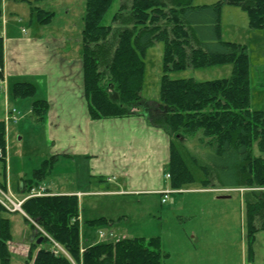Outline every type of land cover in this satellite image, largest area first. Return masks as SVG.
I'll use <instances>...</instances> for the list:
<instances>
[{"label": "trees", "instance_id": "16d2710c", "mask_svg": "<svg viewBox=\"0 0 264 264\" xmlns=\"http://www.w3.org/2000/svg\"><path fill=\"white\" fill-rule=\"evenodd\" d=\"M115 0H86L82 30L84 90L91 119L134 114L135 106H147L150 122L171 137L200 135L203 151L194 162L205 171L204 187L264 188V110L251 107L250 57L246 45L221 38L220 11L224 3L239 5L248 15L251 29H264V0H221L194 5L193 0H132L122 3L112 23L104 19ZM2 0H0V13ZM39 23H49L54 12L34 7ZM164 43L160 102H144L147 50ZM0 38V65L4 59ZM233 65L230 77L197 81L171 78L169 72L214 65ZM3 73L0 72V77ZM16 97H33L32 82H16ZM49 108L45 99L32 109L40 120ZM5 124L0 121V148L5 147ZM257 146L260 154L254 153ZM60 155L42 162L34 172V184L24 180L23 194L38 188L50 174ZM170 186L181 189L194 181L184 157L171 141L168 163ZM0 182V189L4 190ZM247 241L252 254L255 234L264 230V189L245 193ZM80 204L77 195L47 194L22 203L25 220L35 237L28 260L33 264H164L167 256L160 237H125L82 246ZM0 203V264H10L8 241L13 238L11 220L3 216ZM45 231L46 236L33 222ZM92 226L115 221L99 217L84 222ZM43 237L41 243L38 239ZM59 243L68 253L56 254L45 241ZM83 248V251H82Z\"/></svg>", "mask_w": 264, "mask_h": 264}, {"label": "rangeland", "instance_id": "374dc122", "mask_svg": "<svg viewBox=\"0 0 264 264\" xmlns=\"http://www.w3.org/2000/svg\"><path fill=\"white\" fill-rule=\"evenodd\" d=\"M4 1L6 2L5 16L7 15L8 23L15 31H19L23 27L29 33H34L37 24L36 17L30 16L31 7L29 3L32 2V5L37 6L39 4L45 10L55 13L52 23L42 26L43 33L48 36L57 34L65 37L67 35L72 38L70 42H74V38L79 36L82 47L86 0ZM131 1L115 0L104 19V23L111 24L113 15L119 10L122 3L130 4ZM218 1L221 0H193V4L206 5ZM220 14L221 38L226 41L241 43L247 47L250 57L251 107L252 109L264 110V29H251L248 26L247 13L239 5L226 2L222 5ZM20 18L23 22L18 20ZM31 18L33 22H31ZM1 20H3V15L0 14V24ZM70 42L69 44H71ZM163 52L164 43L156 42L147 50L144 57L146 62L145 82L142 91L144 102L154 104L161 101L160 84L163 74ZM232 69L231 63L202 68L190 67L184 70L170 71L169 76L173 79L194 78L197 81H204L230 77ZM146 108L145 104L135 106L133 108L134 114L146 113ZM147 114L152 116V111ZM29 118L17 122V125L21 126L25 122L27 129H25L23 139L19 138L21 133L18 131L11 135L12 152L15 148H20L21 145H24V149H26V158H20L17 159L16 163L14 162L15 172L18 173L22 169L28 173L25 175L28 177L32 168L39 164L43 157L47 159L56 153L63 157L55 166L54 173L48 176L44 183L60 185L65 188H78V190L85 192L79 202L82 217V242L84 244H91L95 241H117L125 237L149 238L158 236L161 239L162 249L167 254L164 258V264H251L245 254L248 245L244 198L246 191L264 188L239 187L230 192H222L218 189L220 183L215 182L217 187L201 189L204 187L203 180L206 178V174L192 158V156L199 157L203 151L200 135L171 137L192 172L194 181L185 184L182 187L183 190L169 194L167 202H163V195L156 193L126 192L119 195H97V192L104 189L100 188L102 184L98 180L90 181L87 161L80 156L75 157V162L71 158L73 155L71 144L75 142L76 150H84L83 140L77 138L74 141L63 130H59V133L53 135L51 134L52 130L47 126L38 125L37 128H32V121ZM254 153L260 154L257 146H254ZM67 155H71V157L69 158ZM15 156L17 157V153ZM2 169L3 162L0 160V181L3 180ZM16 173H14L15 179L17 178ZM107 186L105 188L107 190L113 188L111 184ZM46 191L48 193L47 189ZM199 195H229L231 198H221L215 206H212L209 204L210 201L199 199ZM175 198L176 200L180 198L183 202L179 206H174ZM7 203L13 211L15 205L10 202ZM12 211L5 210L2 215L8 217ZM15 211H23L22 204L21 209ZM10 216L12 231L17 241L11 239L7 245L9 250L16 249L19 251L24 249L21 241L26 243V233H30L32 230L19 216L12 214ZM102 216L114 220L115 223L95 226L84 223L87 220ZM33 222L36 224L35 221ZM36 226L41 229L37 224ZM101 231L105 235L103 238L99 237ZM110 232L113 233L112 236H110ZM28 245L29 247L26 246L27 260L31 244ZM41 246L50 247L51 244L49 241H45ZM55 253L68 255L65 249ZM242 253H244V257ZM30 262L32 260L24 262V258L12 252L10 264H30Z\"/></svg>", "mask_w": 264, "mask_h": 264}, {"label": "crops", "instance_id": "0c3cea01", "mask_svg": "<svg viewBox=\"0 0 264 264\" xmlns=\"http://www.w3.org/2000/svg\"><path fill=\"white\" fill-rule=\"evenodd\" d=\"M29 4L31 7L30 16L36 17L34 12L36 5H32V2ZM1 9L0 14L3 15V20H1L0 32L4 43V59L3 76L0 77V121L5 124L6 142L0 155V160L3 162L1 172L3 180L0 182L5 186L4 190L0 189V198L3 200L6 196L23 198L24 180H27L29 184H34V172L46 160L43 157L37 164L38 166L32 168L28 177H25L28 173L22 169L18 173L15 172L14 162L16 163L17 159L26 158V149H24V145H21L20 148H15L12 152L11 135L18 131L21 133L19 138L23 139L25 129H27L25 122L22 126L17 125V122L29 117L32 121V128H37L38 125L47 126L52 130L51 134L53 135L59 133V130H63L74 141L77 138L83 140L85 149L76 150L75 142H73L70 146L73 148V155L72 157L67 155V157H71L73 162H75V157L79 156L87 161L90 181L98 180L102 184L100 188L104 189L97 192V195H119L126 192L163 195L161 191L173 189L170 186V177L167 176L172 138L166 130L154 126L150 122L147 112L97 120L90 118L84 90L81 38L76 36L75 41L70 42L72 38L67 35L65 37L57 34L48 36L43 33L42 26L51 24L55 14L47 24L39 23L36 17L37 27L34 33H29L23 27L19 31H15L8 23L7 15L5 16L6 2L4 0H2ZM18 20L23 22L22 18ZM31 22H33L32 18ZM22 81L35 84L36 95L34 97H16L14 95V84ZM39 99H45L49 103L47 112L40 120L36 119L32 109L33 102ZM14 109L17 115L16 122L10 119L9 114ZM62 158L59 157L50 174L40 181V188L46 193L47 189L51 194L77 195L80 202V198L84 196L85 192L78 188H65L60 185L44 183L46 178L54 173L55 166ZM14 173L17 174L16 179ZM109 184L113 188L105 189ZM203 188L211 189L210 187L201 189ZM199 196V199L201 198L203 201H210L209 204L212 206H215L221 198H231L229 195ZM182 202L180 198L177 200L175 198L173 205L179 206ZM11 214L19 216L32 230L30 233H26V243L20 240L24 249L19 248V251L10 249L11 255L12 252L19 255L24 258L25 262L28 261L26 248L35 237V230L25 220L26 213L24 211L13 210L8 214L10 220ZM80 220L82 223L81 214ZM12 239L17 241L14 238V233ZM98 242L95 241L91 244ZM91 244L82 242V246ZM252 250V254H250L249 248H247V253H245L251 264H264V230L255 234ZM242 255L244 257V253ZM32 262L30 264H33Z\"/></svg>", "mask_w": 264, "mask_h": 264}, {"label": "built area", "instance_id": "2783aa9c", "mask_svg": "<svg viewBox=\"0 0 264 264\" xmlns=\"http://www.w3.org/2000/svg\"><path fill=\"white\" fill-rule=\"evenodd\" d=\"M0 38H2V33L0 32ZM3 71V67H2V65H0V72H2ZM1 80V79H0ZM15 109L13 110V111H11L9 114H10V119H12V121H17V115L15 114ZM0 154H1V150H0ZM229 190H231L230 188H226V189H222V191H229ZM170 191L168 190V191H165V196H164V198H163V201H166V199H167V195H168V193H169ZM44 193H43V190L42 189H39V190H35V189H33L32 190V192L26 197V198H28V197H31V196H40V195H43ZM26 198H23V199H19V198H16V197H9V196H6V200H7V202H10V203H12V204H14L15 205V208H14V210H16V209H21V204H22V202L26 199ZM7 207H9V205L7 204V202H4V201H2ZM10 208V207H9ZM113 235V233H110V236H112ZM100 236L101 237H104L105 235L103 234V232L102 233H100ZM59 249H62L58 244H56V249H55V251L57 252Z\"/></svg>", "mask_w": 264, "mask_h": 264}, {"label": "water", "instance_id": "95a60500", "mask_svg": "<svg viewBox=\"0 0 264 264\" xmlns=\"http://www.w3.org/2000/svg\"><path fill=\"white\" fill-rule=\"evenodd\" d=\"M42 240H43V237H40L39 239H38V243H41L42 242Z\"/></svg>", "mask_w": 264, "mask_h": 264}]
</instances>
